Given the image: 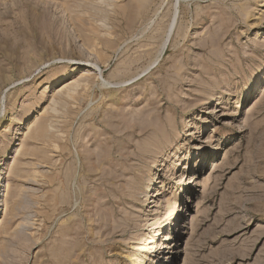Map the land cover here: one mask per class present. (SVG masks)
<instances>
[{"label":"rangeland","instance_id":"obj_1","mask_svg":"<svg viewBox=\"0 0 264 264\" xmlns=\"http://www.w3.org/2000/svg\"><path fill=\"white\" fill-rule=\"evenodd\" d=\"M150 102L152 154L113 131ZM0 199V264H138L176 214L172 264H264V0H0Z\"/></svg>","mask_w":264,"mask_h":264},{"label":"bare ground","instance_id":"obj_2","mask_svg":"<svg viewBox=\"0 0 264 264\" xmlns=\"http://www.w3.org/2000/svg\"><path fill=\"white\" fill-rule=\"evenodd\" d=\"M236 21H237V19H236ZM202 40H203V38H202ZM221 42H222V33L219 32V29L217 27L215 34L209 40L205 41V44L203 45V47L209 46L210 44H212V46H219L221 44ZM202 43H203V41H202ZM199 45H202V44L200 43ZM76 85H78V81H76L74 85L67 87V89H69L67 92H70L71 90H74L73 86H76ZM152 104H153V102H150L145 108H143L142 110L138 111L136 113V115L132 116L130 121H129V123L126 125L125 128H123L121 130L119 127H115L114 130H113L114 133L117 134V133H122L123 131H125V129H129V132H128L129 134L127 135L128 140H131L130 139L131 136L138 135L139 133L142 134L141 136H146V138H144V141L140 142L137 145V148L141 152L146 150V152L148 154L149 153L150 154L153 153V149H151V145L152 144H158L159 142L168 139V136H170V134L174 133V130H175L174 120H171L169 117L163 118V116L161 115V108L160 107L152 108V107H150ZM188 136L190 137L191 134L188 135ZM115 139H117V138H115ZM203 156H204V153H202V156H200V157L202 158ZM139 158L141 160H144V158H142L141 155H140ZM97 159L101 160V155H98ZM192 163H193V161H192ZM220 167H221L220 164H216L214 166V170H217ZM116 178H118V176ZM9 190H10V186L8 184H6V189H5V192L3 194V197L5 198L4 201H6L8 196H9L8 195L9 194ZM159 195H160V192H156V194H154L152 196L157 197ZM103 213H105L104 216H108V218H109V219L108 218L104 219V222L107 224L112 219V214L113 213L106 212V211H104ZM104 216H103V218H104ZM176 216H177V218L175 219V222L172 223V233H171V235L173 237V244L169 247L165 242H163L162 243V247L158 250V252H159V256L158 257L152 258V257L146 256V257L138 260V264H160V262H161L160 260H164L165 261L164 264H172V262H174V260H176V255H174L175 248H176L175 244L178 243L179 240H182L180 238V233H178V227H179V224H180V222H179L180 215L176 214ZM124 220L128 221V217L124 218ZM119 223H117L115 225V228L117 229L118 228L117 226H119L121 232H126L127 230H126L125 227L127 226V223H121L122 225L119 224ZM123 225H125V227ZM128 226H129V224H128ZM134 228H138V225H136Z\"/></svg>","mask_w":264,"mask_h":264}]
</instances>
